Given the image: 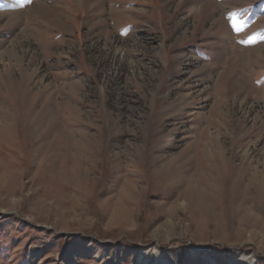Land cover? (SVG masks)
Instances as JSON below:
<instances>
[{
    "label": "rangeland",
    "instance_id": "obj_1",
    "mask_svg": "<svg viewBox=\"0 0 264 264\" xmlns=\"http://www.w3.org/2000/svg\"><path fill=\"white\" fill-rule=\"evenodd\" d=\"M0 264H264V0H0Z\"/></svg>",
    "mask_w": 264,
    "mask_h": 264
},
{
    "label": "snow or ice",
    "instance_id": "obj_2",
    "mask_svg": "<svg viewBox=\"0 0 264 264\" xmlns=\"http://www.w3.org/2000/svg\"><path fill=\"white\" fill-rule=\"evenodd\" d=\"M30 2V0H29ZM233 28L235 31L240 32L242 29L239 25L233 23ZM242 44H253L256 43V38L255 37H250L248 40H243L241 41Z\"/></svg>",
    "mask_w": 264,
    "mask_h": 264
}]
</instances>
